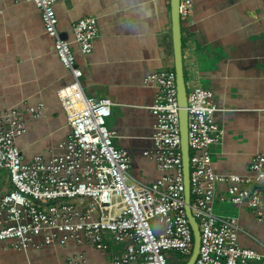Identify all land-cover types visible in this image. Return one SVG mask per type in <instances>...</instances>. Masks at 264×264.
Returning a JSON list of instances; mask_svg holds the SVG:
<instances>
[{"label": "crops", "instance_id": "1", "mask_svg": "<svg viewBox=\"0 0 264 264\" xmlns=\"http://www.w3.org/2000/svg\"><path fill=\"white\" fill-rule=\"evenodd\" d=\"M55 10L59 31L71 40L80 18L97 16L92 50L83 54L73 43L82 86L89 96L114 101L107 126L118 134L115 145L128 153L134 176L155 181L164 172L144 151L154 149L156 117L150 106L158 88L145 85L144 77L175 69L171 0H59ZM181 20L188 93L197 85L209 88L219 107L215 120L223 137L211 146L214 170L253 174L252 159L264 154V0H194L191 15ZM73 81L40 9L25 0H0V112L45 104L40 117L26 113L27 132L17 138L26 161L64 153L71 127L58 91ZM248 187L264 197V183ZM13 188L10 172L0 169V200ZM226 191L221 185L220 193ZM234 205L236 212L228 216L244 228L240 245L264 253V219L245 204ZM34 241L41 243L43 235ZM120 243L119 253L110 243L102 251L81 236L24 251L14 239L1 240L0 264H114L125 250L126 243Z\"/></svg>", "mask_w": 264, "mask_h": 264}, {"label": "built area", "instance_id": "2", "mask_svg": "<svg viewBox=\"0 0 264 264\" xmlns=\"http://www.w3.org/2000/svg\"><path fill=\"white\" fill-rule=\"evenodd\" d=\"M41 11L45 31L74 81L58 91L68 115L71 132L62 154L46 160L26 161L17 138L27 132L26 113L40 117L45 104L14 107L0 112V169L10 172L14 188L0 200V241L14 239L27 251L33 244H65L84 236L107 251L108 239L125 242L114 264L169 263L164 251L190 255L194 232L187 215L180 109L175 69H161L144 77L145 85L158 88L150 106L156 117L154 149L144 154L155 159L164 172L146 182L130 171L128 153L114 143L116 130L107 126L114 101L86 94L73 43L83 54L92 50L98 36L95 15L80 18L74 38L63 39L58 29L55 4L59 0H25ZM194 0H180L181 18L191 15ZM188 142L190 161V208L201 233L194 264H257L264 253L239 243L244 231L235 216L215 212L216 200L250 207L264 219V197L249 184L264 183V154L250 166L253 174H220L214 170L211 146L223 137L215 120L219 110L211 89L197 85L188 93ZM227 191L220 193V186ZM192 198H194L192 200ZM4 217V219H3ZM154 223V224H153ZM43 235V241L34 239Z\"/></svg>", "mask_w": 264, "mask_h": 264}, {"label": "water", "instance_id": "3", "mask_svg": "<svg viewBox=\"0 0 264 264\" xmlns=\"http://www.w3.org/2000/svg\"><path fill=\"white\" fill-rule=\"evenodd\" d=\"M180 0H171V17L173 23V41L175 51V70L177 73V88H178V100L181 106L180 109V126L182 136V150L184 160V173H185V194L187 202V215L194 232V246L187 264H194L200 248L201 233L198 227V223L193 216L190 208V161H189V142H188V88L185 78L183 50H182V26L181 16L179 12ZM63 39H68V35L61 33Z\"/></svg>", "mask_w": 264, "mask_h": 264}, {"label": "rangeland", "instance_id": "4", "mask_svg": "<svg viewBox=\"0 0 264 264\" xmlns=\"http://www.w3.org/2000/svg\"><path fill=\"white\" fill-rule=\"evenodd\" d=\"M182 22V20H181ZM183 24V22H182ZM194 198H192L193 200ZM230 202V201H229ZM227 201H220V200H216L215 201V205H214V210L216 213L219 214H224V215H233L237 208L234 204H231ZM199 222V219L197 220ZM154 224V223H153ZM110 246L112 248H114L115 250H118L119 248H122V243L115 241L113 239L109 240ZM167 257V260L169 263H177V264H187L189 259H190V255H186L183 254L181 251L179 250H166L164 251Z\"/></svg>", "mask_w": 264, "mask_h": 264}, {"label": "trees", "instance_id": "5", "mask_svg": "<svg viewBox=\"0 0 264 264\" xmlns=\"http://www.w3.org/2000/svg\"><path fill=\"white\" fill-rule=\"evenodd\" d=\"M123 248H124V247L119 248L118 250H115V253H119V252H121V250H123Z\"/></svg>", "mask_w": 264, "mask_h": 264}]
</instances>
